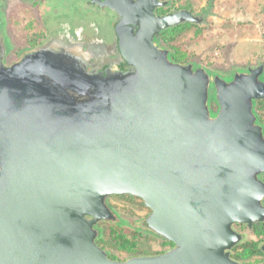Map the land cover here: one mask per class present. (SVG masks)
Masks as SVG:
<instances>
[{"label": "water", "instance_id": "95a60500", "mask_svg": "<svg viewBox=\"0 0 264 264\" xmlns=\"http://www.w3.org/2000/svg\"><path fill=\"white\" fill-rule=\"evenodd\" d=\"M166 4L103 1L118 59L92 70L100 47L10 60L0 42V264H243L237 226L264 222V63L227 78L175 61L162 31L202 20ZM112 196L141 199L174 248L112 259L96 241Z\"/></svg>", "mask_w": 264, "mask_h": 264}, {"label": "rangeland", "instance_id": "374dc122", "mask_svg": "<svg viewBox=\"0 0 264 264\" xmlns=\"http://www.w3.org/2000/svg\"><path fill=\"white\" fill-rule=\"evenodd\" d=\"M55 1V0H51ZM167 11L176 12L182 7L189 8L201 18V24L191 27L176 41L182 53L195 62L209 68L216 74L231 77L237 70H247L264 63V0H168ZM38 3L33 0H0V12L8 23L12 41V59L26 49L38 46L39 18ZM185 10V9H184ZM195 24V23H194ZM164 45L163 42H161ZM165 46V45H164ZM166 47V46H165ZM216 105H213V104ZM212 109L218 106L212 98ZM264 109V105H263ZM264 120V117H263ZM112 209L131 224L143 231L139 238V256L164 253L173 245L164 243L160 237L142 226L151 210L144 202L131 196L109 198ZM108 230L106 225H103ZM245 229L239 225L237 228ZM254 236L251 235V238ZM130 254L113 249V259L127 260ZM264 257L244 260L243 264H259Z\"/></svg>", "mask_w": 264, "mask_h": 264}, {"label": "flooded vegetation", "instance_id": "af4514ba", "mask_svg": "<svg viewBox=\"0 0 264 264\" xmlns=\"http://www.w3.org/2000/svg\"><path fill=\"white\" fill-rule=\"evenodd\" d=\"M103 1L105 0H33L34 3H38L39 25L38 30L35 31L38 33V44L59 43L63 47H71L79 43L85 49L100 47L103 57L98 61L94 60L93 66L88 67L89 70L117 60L116 35L112 29L115 16L111 10L101 6ZM159 1L167 4L155 10L157 15L166 16L175 13L166 10L169 7L168 0ZM8 26L4 14L0 12V42L5 44L12 60L13 45L7 31ZM261 179L264 181V174Z\"/></svg>", "mask_w": 264, "mask_h": 264}, {"label": "trees", "instance_id": "16d2710c", "mask_svg": "<svg viewBox=\"0 0 264 264\" xmlns=\"http://www.w3.org/2000/svg\"><path fill=\"white\" fill-rule=\"evenodd\" d=\"M184 9L188 10L189 8L182 7V10ZM195 26L196 24L194 23L186 22L162 31L160 40L170 50L175 61L185 64L191 60L182 53L179 47L176 46V41L182 36V34L188 31L191 27ZM213 105L216 104L214 103ZM263 105L264 100L257 101L255 104V111L258 116L259 123L264 126ZM113 212L117 216L116 222H102L98 224L97 229L99 236L96 240L97 243L108 252L112 259L113 249L126 251L130 254L129 257L139 256L140 252L137 247L139 238L143 235V231L139 230L137 226L131 224L128 219L123 218L114 210ZM141 221L143 222L144 220H140V223ZM103 225H106L108 230H105ZM241 226L245 229V231L243 230L242 232L243 240L232 250V258L239 262H243L244 260H249L253 257H264L262 250V245H264V222L254 224L252 230H249L247 226ZM251 235L254 237L251 238ZM163 242L174 246V244L170 241L164 240Z\"/></svg>", "mask_w": 264, "mask_h": 264}]
</instances>
